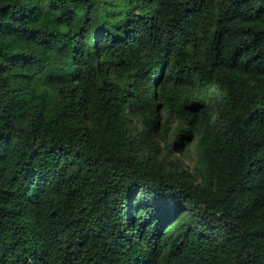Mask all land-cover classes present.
Instances as JSON below:
<instances>
[{"label": "trees", "instance_id": "1", "mask_svg": "<svg viewBox=\"0 0 264 264\" xmlns=\"http://www.w3.org/2000/svg\"><path fill=\"white\" fill-rule=\"evenodd\" d=\"M0 264H264V0H0Z\"/></svg>", "mask_w": 264, "mask_h": 264}, {"label": "rangeland", "instance_id": "2", "mask_svg": "<svg viewBox=\"0 0 264 264\" xmlns=\"http://www.w3.org/2000/svg\"><path fill=\"white\" fill-rule=\"evenodd\" d=\"M186 163H187L186 165L188 166V168L191 169L192 168V164L190 162H187V161H186Z\"/></svg>", "mask_w": 264, "mask_h": 264}]
</instances>
